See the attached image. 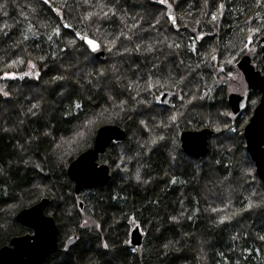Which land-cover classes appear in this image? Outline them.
Instances as JSON below:
<instances>
[{"label":"trees","instance_id":"1","mask_svg":"<svg viewBox=\"0 0 264 264\" xmlns=\"http://www.w3.org/2000/svg\"><path fill=\"white\" fill-rule=\"evenodd\" d=\"M263 37L264 0H0V248L30 232L17 213L48 197L60 249L45 264H264V183L239 133L250 114L226 99L244 88L243 56L264 71ZM166 90L175 101L157 105ZM104 125L127 139L100 157L109 185L78 197L67 169ZM204 128L222 133L189 159L178 132Z\"/></svg>","mask_w":264,"mask_h":264},{"label":"water","instance_id":"2","mask_svg":"<svg viewBox=\"0 0 264 264\" xmlns=\"http://www.w3.org/2000/svg\"><path fill=\"white\" fill-rule=\"evenodd\" d=\"M173 8L168 10V18L173 22L175 18ZM68 28V25L65 24ZM84 37L92 39L97 44V51L93 52L84 41ZM81 42L96 59L106 57V51L101 43L88 33L79 36ZM262 53L264 61V37ZM243 74L248 90L261 94L260 101L255 108L249 123L244 128L246 150L254 162L257 175L264 183V72L255 68L252 58L245 55L237 64ZM264 68V65H263ZM174 92L166 90L155 97L157 105L170 104ZM228 105L234 116H240L247 109L248 95L230 93ZM221 135L210 128L191 131L184 130L178 135L182 152L197 159L203 160L209 153V141ZM127 131L119 125H104L96 133L93 147L81 153L72 161L67 169L69 179L74 183V192L79 197L85 190L103 188L109 185L112 173L109 165L100 163V157L116 143L126 141ZM50 199L43 198L36 204L21 209L16 220L19 224L30 230L29 233L13 237L7 245L0 248V264H45L47 260L60 249L59 227L53 216L49 215ZM80 207L83 203L80 202ZM79 242V237H68L63 249L69 250ZM143 244V235L139 227L130 232L129 246L140 247Z\"/></svg>","mask_w":264,"mask_h":264},{"label":"snow or ice","instance_id":"3","mask_svg":"<svg viewBox=\"0 0 264 264\" xmlns=\"http://www.w3.org/2000/svg\"><path fill=\"white\" fill-rule=\"evenodd\" d=\"M158 2H159L160 4H162V5H166V4H167V0H158ZM44 3H45V4H48V3H49V0H44ZM104 15H105V17H107V16H108V13H105ZM112 15H115V13H112ZM172 19H173V22H175V18H172ZM213 19H215V17H213ZM153 26H154V25H153ZM55 34H56V35H59L58 32H56ZM25 38H26V37H25ZM83 39H84V41L86 42V44L89 46V49H90L91 51H93V52L97 51V44H96L92 39H89V38H87V37H84ZM70 43H71V42H70ZM169 47H172V45H169ZM175 47L178 48V47H179V44H176ZM5 78H9V77L6 76ZM11 78H15V77H11ZM58 79H60V78L58 77ZM0 95H3L4 97H7V96H8V93H7V92H0ZM76 107H80V105H76ZM33 108H35V105H33ZM158 139H162V137H154V138L151 140V143H152V144H155V143L157 142ZM137 180H139V175H137ZM253 195H255V194H253ZM248 200H249V202H248L247 207H248L249 209H251L252 207L256 206V205L253 203V201L251 200V198H248ZM223 222H224V221L222 220L221 223H223ZM259 238H260L261 240H264V236H260ZM104 247H105V249H107L108 245L105 244ZM165 248H168V245H165Z\"/></svg>","mask_w":264,"mask_h":264},{"label":"rangeland","instance_id":"4","mask_svg":"<svg viewBox=\"0 0 264 264\" xmlns=\"http://www.w3.org/2000/svg\"><path fill=\"white\" fill-rule=\"evenodd\" d=\"M249 47V45H247L246 46V48H248ZM252 49V51H253V53H255L256 52V48L254 47V49L253 48H251ZM261 49H262V45H261ZM262 51V50H261ZM252 61H253V59H252ZM254 64V63H253ZM264 72V71H263ZM7 77H9V78H11V77H18L16 74H8V75H6ZM244 81V78H243V80H240V82L243 84V87L244 88H238V86L235 84H233L234 86H231L230 88H229V90H228V93H227V102H228V95L230 94V93H241V94H243V92L246 90V85H245V83L243 82ZM255 110V109H254ZM254 110H253V112H254ZM253 112L252 113H250V110H249V108L247 109V111L245 112V115H248V114H250L249 115V120H250V118L252 117V115H253ZM244 115V116H245ZM243 116V117H244ZM243 125V127L241 128L242 130H240V132L239 133H241V134H243L244 133V128H245V126L247 125V124H243V120H241L240 122H239V125ZM217 132H220V131H217ZM222 133V132H221ZM234 134H235V132H234ZM241 142V141H240ZM108 165V164H107ZM125 179V178H124ZM45 198H48V197H45ZM50 201H51V199H50ZM59 207H61V206H63V201L62 200H59ZM49 215H51V213H50V210L47 212ZM134 229V228H133Z\"/></svg>","mask_w":264,"mask_h":264},{"label":"flooded vegetation","instance_id":"5","mask_svg":"<svg viewBox=\"0 0 264 264\" xmlns=\"http://www.w3.org/2000/svg\"><path fill=\"white\" fill-rule=\"evenodd\" d=\"M243 78H244V76H243ZM244 83H245V85H246V90L243 92V94H245V93H247V95H248V104H249V101H250V94H251V92H252V90H248V86H247V83L245 82V79H244ZM162 93V92H161ZM161 93H159L158 95H160ZM241 94V93H240ZM156 97V96H155ZM178 99L179 100H181V97L179 96L178 97ZM175 101V99H174V96L173 97H171V99H170V104H167V105H161V106H171V104L173 103ZM247 109H248V106H247ZM247 109L242 113V115H240V116H234L235 118H242L244 115H245V112L247 111ZM230 111H231V109H230ZM232 113V112H231ZM233 114V113H232ZM248 123H249V121H248ZM248 123H246V124H248ZM246 127V126H245ZM182 131V130H181ZM181 131H179L178 132V135H179V133L181 132ZM243 137H244V133H243ZM214 138H216V137H214ZM213 139V138H212ZM212 139H210V141H209V153H210V147H211V141H212ZM244 140H245V138H244ZM177 141H178V144H179V140H178V137H177ZM179 146H180V144H179ZM245 146H246V141H245ZM181 148V147H180ZM182 151V150H181ZM184 153V152H183ZM208 153V154H209ZM184 155L186 156V157H188L189 159H195V158H193V157H191V156H189V155H187L186 153H184ZM206 159V158H205ZM205 159H203V160H205ZM195 160H197V159H195ZM203 160H198V161H203ZM140 228V227H139ZM144 238V237H143Z\"/></svg>","mask_w":264,"mask_h":264}]
</instances>
